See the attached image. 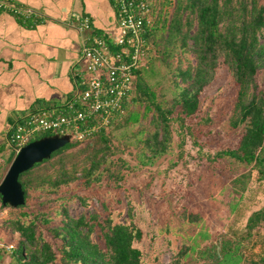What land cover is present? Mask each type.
Returning <instances> with one entry per match:
<instances>
[{
    "label": "trees",
    "instance_id": "1",
    "mask_svg": "<svg viewBox=\"0 0 264 264\" xmlns=\"http://www.w3.org/2000/svg\"><path fill=\"white\" fill-rule=\"evenodd\" d=\"M175 2L163 0L160 9L158 0H153L155 20L145 34L151 49L138 70L135 94L133 92L126 102L128 112L114 119L111 128L89 137L86 145L80 146L82 140L70 137L49 157L20 173L25 202L18 205L19 212L12 219L18 235L10 264H142L144 251L136 242L144 238L145 230L132 214L130 221H118L112 211L104 214L94 208L90 214L75 216L70 214L64 202V208L51 216L36 203H33L35 208L28 207L35 196L32 191L45 185L54 189L67 186L73 190L76 182L82 180L83 186L69 195V200L77 195L82 202H87L92 194L83 192L84 189L93 190L103 183L100 188L110 187L112 180L115 187H121L128 176L125 166L128 160L122 158L121 162L113 156L118 146L110 138V129L112 132L114 126L117 129L137 123L153 110L152 129L139 148L147 160L153 162L171 145L173 120L178 118L183 126L185 123L191 126V120L199 114L203 91L211 84L222 63L229 66L238 85L230 125L233 128L243 125L237 144L216 154V157L229 155L243 164L229 186L234 195L228 201L230 212L221 215L223 225L227 216L242 202V188L247 178L254 176L257 181H264V89L258 80L259 72L264 68V42L260 38L264 28V3L260 0H178L170 15V6ZM184 9L190 10L186 18L182 13ZM195 22L197 27L192 31ZM191 39L192 44L189 43ZM181 49L186 55L193 51L196 62L189 59L188 65L182 60L174 64L173 58ZM159 89L164 91L163 95ZM166 95L172 96L163 98ZM137 101L143 108L132 105ZM54 134L47 131L33 139ZM124 139L127 145L131 142L126 136ZM43 163V171L35 170L41 181L33 184L32 169ZM6 206L12 205L7 203ZM207 214L210 215L208 211L189 213L188 221L196 226L188 232L190 240L184 242L187 245L173 255L170 264H186L195 253L209 264H264V252L255 253L243 247L245 239L240 235L233 236L236 231L233 235L221 232L213 237ZM42 223L51 237L44 234ZM263 227L264 202L248 216L243 229L246 236L251 237L253 231L259 235Z\"/></svg>",
    "mask_w": 264,
    "mask_h": 264
},
{
    "label": "rangeland",
    "instance_id": "2",
    "mask_svg": "<svg viewBox=\"0 0 264 264\" xmlns=\"http://www.w3.org/2000/svg\"><path fill=\"white\" fill-rule=\"evenodd\" d=\"M162 1L158 0L160 9H162ZM175 1V4L170 6V15L176 9L178 0ZM260 2L264 3V0ZM189 11V9L182 11L185 18ZM196 27L197 22L193 25L192 31ZM260 38L264 42V28ZM189 43L192 44L193 40L191 39ZM189 59L192 63L196 62L194 52L188 51L186 55L182 49L178 50L173 58L174 64L182 60L185 65H188ZM258 80L264 89V68L260 70ZM178 81L182 82L181 78ZM135 91L136 88L134 94ZM159 91L163 95L164 91L161 89ZM237 95L238 85L229 66L225 63L220 64L211 84L203 91L199 114L191 120V126L188 127L186 123L183 126L178 118L173 120L171 145L166 153L156 157L153 162L150 163L139 150L143 146L142 140L152 129L155 116L153 110L137 123H129L117 129L114 126L112 132L110 129L109 134H112L110 138L118 146L113 156L121 162L122 158L128 160L125 163L128 176L121 187H115L116 183L112 180L111 185H108L110 187L100 188L105 184L103 183L93 190L84 189L83 192L92 195L87 202H82L77 195L69 200V195L75 194L83 186L82 180L76 182L73 190L67 186L59 189L51 188L49 185L39 186L36 191H32L35 196L28 207L33 208L35 206L33 203H36L40 205L41 210H47V215L54 216L64 208L65 202V207L72 215L90 214L94 208H98L104 214L112 211L118 221H130L132 214L133 219L145 230L144 238L136 242L144 251L142 264L171 263L173 255L183 245H187L184 242H189L188 232L196 226L188 221L187 216L191 212H200V214L209 212L208 228L212 231L213 237L221 232L233 235V231H236L237 234L233 236L240 235L245 239L243 247L255 253L264 252L262 250L264 227L259 235L253 231L251 237L246 236V230L243 229L248 216L264 202V181L259 182L254 176L248 177L244 183L245 187L243 183L240 184L243 187L242 202L236 206L230 216H227L225 225L221 216L222 213L230 212L228 201L234 192L232 195V188L229 186L243 166L229 155L216 157L219 150L235 146L243 131V125L237 128L230 125ZM170 96L172 95L163 98ZM132 105L137 109L143 108L140 101L135 104L133 102ZM127 112L128 109L124 114ZM125 136L131 141L128 145ZM89 141L90 138L80 141V146L86 145ZM12 151L15 156L16 151L13 149ZM11 162H7L4 166L6 172ZM43 166L44 163L32 169L33 184L41 181L36 171H43ZM106 174L105 172L103 178ZM95 192L97 194H93ZM18 209V205L6 206L0 195V237L4 238L3 240L16 241L18 233L12 224V219L19 212ZM41 228L47 237H51L52 234L47 231L46 225L42 223ZM252 240L257 241V244H253ZM218 249L220 250L219 246ZM13 254L14 252L0 255L3 257L0 264H10ZM198 256L196 253L193 254L192 259L186 264H209L207 260Z\"/></svg>",
    "mask_w": 264,
    "mask_h": 264
},
{
    "label": "built area",
    "instance_id": "3",
    "mask_svg": "<svg viewBox=\"0 0 264 264\" xmlns=\"http://www.w3.org/2000/svg\"><path fill=\"white\" fill-rule=\"evenodd\" d=\"M114 4L113 26L88 34L82 44L83 65L75 71L78 88L73 96L63 105L34 109L11 127L8 142L16 152L47 131L85 140L108 129L114 119L126 112L138 70L151 49L145 34L153 25L155 14L153 0H114ZM2 12L17 15L32 25L44 18L42 11L18 0H0ZM76 26L80 31L89 29L90 17H78ZM3 239L0 237V255L13 252L15 241Z\"/></svg>",
    "mask_w": 264,
    "mask_h": 264
},
{
    "label": "crops",
    "instance_id": "4",
    "mask_svg": "<svg viewBox=\"0 0 264 264\" xmlns=\"http://www.w3.org/2000/svg\"><path fill=\"white\" fill-rule=\"evenodd\" d=\"M18 1L44 18L32 25L9 12L0 14V182L13 155L11 127L30 111L63 105L73 96L83 42L90 33L109 30L116 15L114 0ZM83 15L91 27L80 31L76 25Z\"/></svg>",
    "mask_w": 264,
    "mask_h": 264
},
{
    "label": "water",
    "instance_id": "5",
    "mask_svg": "<svg viewBox=\"0 0 264 264\" xmlns=\"http://www.w3.org/2000/svg\"><path fill=\"white\" fill-rule=\"evenodd\" d=\"M69 136L45 135L26 143L14 156L5 176L0 182L4 204L20 205L25 202V191L19 179L21 172L31 168L37 161L49 157L53 151L65 145Z\"/></svg>",
    "mask_w": 264,
    "mask_h": 264
}]
</instances>
